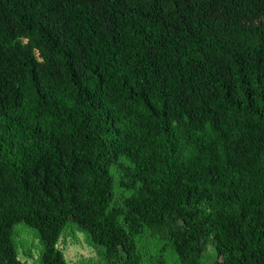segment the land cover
Wrapping results in <instances>:
<instances>
[{
	"label": "trees",
	"instance_id": "16d2710c",
	"mask_svg": "<svg viewBox=\"0 0 264 264\" xmlns=\"http://www.w3.org/2000/svg\"><path fill=\"white\" fill-rule=\"evenodd\" d=\"M19 224L264 264V0H0V264Z\"/></svg>",
	"mask_w": 264,
	"mask_h": 264
},
{
	"label": "rangeland",
	"instance_id": "374dc122",
	"mask_svg": "<svg viewBox=\"0 0 264 264\" xmlns=\"http://www.w3.org/2000/svg\"><path fill=\"white\" fill-rule=\"evenodd\" d=\"M115 175V174H114ZM117 182V177L115 176ZM126 193L115 187L113 205L119 206ZM135 244V253L138 264H178L176 256L170 246L161 250L163 243L152 238L148 232L142 231L132 238ZM13 241L16 255L23 264H40L41 246L35 233L23 225H16L13 230ZM62 253L66 264H109L102 256L101 250L90 245L86 235L72 225L66 226L56 245ZM213 256L212 249L208 248L207 264Z\"/></svg>",
	"mask_w": 264,
	"mask_h": 264
}]
</instances>
